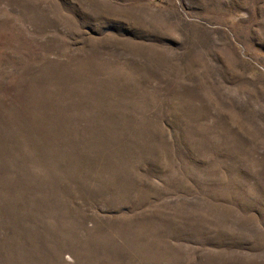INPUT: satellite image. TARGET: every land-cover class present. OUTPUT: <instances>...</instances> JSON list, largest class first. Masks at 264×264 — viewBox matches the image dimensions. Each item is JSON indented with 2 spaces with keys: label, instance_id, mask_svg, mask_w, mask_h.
<instances>
[{
  "label": "rangeland",
  "instance_id": "obj_1",
  "mask_svg": "<svg viewBox=\"0 0 264 264\" xmlns=\"http://www.w3.org/2000/svg\"><path fill=\"white\" fill-rule=\"evenodd\" d=\"M0 264H264V0H0Z\"/></svg>",
  "mask_w": 264,
  "mask_h": 264
}]
</instances>
